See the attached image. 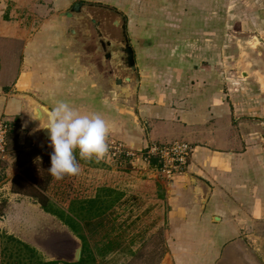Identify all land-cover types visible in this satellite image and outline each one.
I'll return each mask as SVG.
<instances>
[{
  "label": "crops",
  "instance_id": "1",
  "mask_svg": "<svg viewBox=\"0 0 264 264\" xmlns=\"http://www.w3.org/2000/svg\"><path fill=\"white\" fill-rule=\"evenodd\" d=\"M75 1L0 0V117L10 130L20 127L16 143L43 145L29 115L33 99L98 113L109 128L106 143L123 144L131 166L100 169L84 197L103 185L120 190L118 202L131 201L130 210L150 219L146 240L164 228L172 264H264V78L250 75L243 60L253 34L264 40V0H82L126 15L139 82L120 97L109 95L112 79L88 47L85 16L60 14ZM175 141L191 152L170 173L147 152ZM16 153L9 149L7 177L17 173ZM14 174L1 188L11 187ZM40 215L54 222V241L75 252L78 236L55 215ZM67 250L54 258H68Z\"/></svg>",
  "mask_w": 264,
  "mask_h": 264
},
{
  "label": "rangeland",
  "instance_id": "2",
  "mask_svg": "<svg viewBox=\"0 0 264 264\" xmlns=\"http://www.w3.org/2000/svg\"><path fill=\"white\" fill-rule=\"evenodd\" d=\"M139 4L141 7L145 8L146 2H139ZM124 7V9H126L128 5ZM97 10L98 9H95L94 12H92V16L101 17L103 20L102 30L104 33L106 35L120 37L121 30L115 26L118 32V34H116L114 26H112L111 23L113 19L119 18L118 14L104 9ZM85 24L91 38L88 47L91 48L96 46L92 41V38L93 40L95 38V31L89 21ZM110 31L115 34L110 33ZM237 51V49L232 50L233 53ZM98 52L100 59L97 57L95 60L101 63L103 62L102 52L101 50ZM101 66H103V64H101ZM111 66H113L112 62L107 59L105 67L109 70ZM133 85L134 84L130 85V91L135 90ZM18 129H20V127L15 125V127L9 131L10 139L8 147L9 149H17L14 163L16 164L15 167H18V169L17 173L13 174L14 176L20 174L27 180L29 179L36 182L42 178V174L47 170V166L44 168V165L47 164V158H50L49 153L52 149L48 142H43V145H36L34 143L32 145V141L28 140L24 145L19 146V144L16 143ZM107 144H109V141ZM107 156L110 160L108 162L103 159L99 161L83 160L77 155L76 160L79 164L80 172L76 175L64 176L60 180H56L52 177L46 192L52 199L54 198L53 200L60 206L67 208L71 199L83 198L87 194H90L92 188L96 187V184H98L97 179H99L98 171L100 169H107V172L110 174L116 171L121 172L129 170L128 167L131 166L129 158L119 156V159L116 160L111 154L107 153ZM8 159L9 156H6L5 163H3L2 166L3 174L0 178V231L4 230L19 238H26L25 240L35 246L46 259H55V255L63 254L62 251L66 252L67 246L65 241H54L56 238H54V222L49 223L46 221L47 219L44 220L43 217L40 218V216H42L40 214H43V212L48 214L49 212H46L34 197L19 192H14L16 194H13L12 197L13 191L11 187L1 188L2 186H6L8 179L13 175L11 174L9 177L6 175ZM87 168L94 170L95 174L87 173L85 170ZM18 170H20V172H18ZM13 177L11 178V185ZM109 181H114V179L110 178ZM25 200L27 201L25 202ZM130 202L131 201H128V203ZM123 203L124 201L118 202L108 212L106 218H104L105 222H103V227L99 228V230L94 233H89L93 247L95 249L99 248V253H103V251L106 252L105 249L107 244L111 243L115 246L111 253L107 252L104 256L98 255V262L100 264H161V260L166 253V247L161 239L164 228L160 227L156 229L154 240H149L143 247H141L142 245L139 246V243L144 239L146 240V235L150 233V229L152 228L148 225L150 219L145 215L139 216L142 214L140 209L132 211L128 203ZM139 212L140 214L138 215ZM51 218H53L54 221V217ZM35 222L41 224L36 228ZM35 234L38 237L37 240L33 237ZM62 238H64V236ZM79 240L81 239L77 237L73 245L75 248ZM156 241H158L157 245L155 244ZM71 248L72 245L67 250L69 254L65 253L68 258H72L74 255V250L71 251ZM129 248H136L137 255L130 254Z\"/></svg>",
  "mask_w": 264,
  "mask_h": 264
},
{
  "label": "trees",
  "instance_id": "3",
  "mask_svg": "<svg viewBox=\"0 0 264 264\" xmlns=\"http://www.w3.org/2000/svg\"><path fill=\"white\" fill-rule=\"evenodd\" d=\"M123 155L126 153L124 152L120 156ZM151 161L155 163L156 158L152 157ZM49 165L50 158H47V164L44 165V168L47 166V170L42 174V178L36 182L17 174L13 177L11 190L34 197L46 212L58 217L81 238V257L78 261L46 259L35 246L3 230L0 231V264H100L98 255L104 256L107 252L111 253L115 246L111 243L107 244L106 252L99 253L100 249L97 248V250L93 247L89 233H94L104 226V218L120 200L122 192L111 186L103 185L97 188L94 196L73 198L68 207L64 208L46 192L52 178L48 172ZM148 241H145L141 247L145 246ZM157 242H155L156 245ZM129 252L137 255V250L129 248Z\"/></svg>",
  "mask_w": 264,
  "mask_h": 264
},
{
  "label": "water",
  "instance_id": "4",
  "mask_svg": "<svg viewBox=\"0 0 264 264\" xmlns=\"http://www.w3.org/2000/svg\"><path fill=\"white\" fill-rule=\"evenodd\" d=\"M87 8H99L116 12L119 18L113 19L111 23L112 26L120 25V37L114 38V35H106L102 30L103 26H101V21L88 13L86 11ZM60 14L66 17H73L81 14L85 16L83 17L85 22L89 21L92 24L93 30L95 31V38L94 40L92 38V41L96 44V46L89 49L95 54H99L98 51L101 50L103 56V62H101V64H104V66L107 59H109V61L113 64L109 70L104 67L106 73L108 74L107 77L112 79V85L108 89L109 95L112 97L125 95V93L130 91V84H134L133 87L136 90L139 82L138 68L136 65L134 48L130 43L127 33L126 15L121 10L113 8L109 5L96 2H85L82 0L75 1L68 9L60 11ZM251 44V47L245 53L243 58L246 62L244 68L248 73H250V75L259 73L261 74V77L264 78V40L256 34H253ZM244 73L246 75V72ZM117 90L118 92H116ZM31 104L35 109L40 105H46L36 99H33ZM41 138L43 142H48V133L46 129L41 128ZM81 252L82 240H79L73 257L62 259L68 261H78L81 257ZM161 263L172 264V258L168 251L164 254Z\"/></svg>",
  "mask_w": 264,
  "mask_h": 264
},
{
  "label": "clouds",
  "instance_id": "5",
  "mask_svg": "<svg viewBox=\"0 0 264 264\" xmlns=\"http://www.w3.org/2000/svg\"><path fill=\"white\" fill-rule=\"evenodd\" d=\"M29 115L39 121L38 128L47 130L52 149L48 172L56 180L80 172L77 155L83 160L99 161L108 151L109 128L98 113H80L68 102L60 100L51 107L40 105Z\"/></svg>",
  "mask_w": 264,
  "mask_h": 264
},
{
  "label": "built area",
  "instance_id": "6",
  "mask_svg": "<svg viewBox=\"0 0 264 264\" xmlns=\"http://www.w3.org/2000/svg\"><path fill=\"white\" fill-rule=\"evenodd\" d=\"M11 123L8 118L0 117V178L3 174V163H5V158L9 154V148L7 145V134L10 129ZM108 145V154H111L116 160L119 153L123 152L126 147L117 142H110ZM124 147V149H123ZM126 154L129 151H124ZM191 152L190 145L184 141H175L168 145H153L147 154L153 153L158 155L159 159L162 161L163 169L171 173V169H181L183 168L189 158ZM148 159L151 156H147ZM119 158V157H118ZM169 173V174H170Z\"/></svg>",
  "mask_w": 264,
  "mask_h": 264
},
{
  "label": "flooded vegetation",
  "instance_id": "7",
  "mask_svg": "<svg viewBox=\"0 0 264 264\" xmlns=\"http://www.w3.org/2000/svg\"><path fill=\"white\" fill-rule=\"evenodd\" d=\"M105 50V49H104Z\"/></svg>",
  "mask_w": 264,
  "mask_h": 264
}]
</instances>
